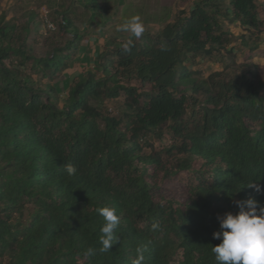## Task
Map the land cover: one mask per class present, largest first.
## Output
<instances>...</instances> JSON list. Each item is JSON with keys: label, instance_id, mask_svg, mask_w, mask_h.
<instances>
[{"label": "trees", "instance_id": "16d2710c", "mask_svg": "<svg viewBox=\"0 0 264 264\" xmlns=\"http://www.w3.org/2000/svg\"><path fill=\"white\" fill-rule=\"evenodd\" d=\"M57 5L45 3L47 16L29 11L23 26L0 18V264H133L138 249L141 264H218L217 217L238 213L235 201L249 197L264 206V193L247 187L264 188V67L232 58L197 81L182 57L226 49L225 21L245 30L242 47L257 49L256 0H195L156 34L106 45L63 95L57 81L88 32ZM187 92L203 98L191 126L181 122ZM121 95L120 118L90 106ZM167 123L180 138L165 150L180 156L174 164L140 144ZM186 170L195 185L182 196L165 191ZM105 207L120 224L118 243L101 252Z\"/></svg>", "mask_w": 264, "mask_h": 264}, {"label": "rangeland", "instance_id": "374dc122", "mask_svg": "<svg viewBox=\"0 0 264 264\" xmlns=\"http://www.w3.org/2000/svg\"><path fill=\"white\" fill-rule=\"evenodd\" d=\"M4 0H0V18L4 16L8 21L14 22L20 26L25 23L26 14L29 11L35 13H41L46 15V10H42L45 7V3L50 5H56V2L63 4L66 0H11L12 5L3 9L1 3ZM9 1V0H7ZM88 4L95 14L92 16V21L88 19L87 14H81L72 12L71 18L74 23L78 24L77 27L81 33L89 30L86 28V24L92 26L95 29V34L98 32V36L104 37L106 45L111 42H121L123 38L131 36L130 33L124 31H118L117 27L123 24L127 19L133 16H138L144 25L145 31L151 35L156 34L166 24L172 23L180 11H188L192 3L195 0H87ZM57 6H55L57 8ZM261 17L264 19V11L260 12ZM51 21L54 17L49 18ZM99 23V24H98ZM235 26L225 25L223 29H233ZM236 28V27H235ZM239 37H232L230 48L234 54L231 56L227 52V48L214 51L209 54L198 53L196 55H186L182 57L184 66L188 69L190 78L197 81H206L207 77L214 72L225 71L227 67H230V61L235 58L236 64L246 63L249 67L253 64L246 61L250 56L239 47ZM137 41V39H134ZM36 53L40 52L39 46L35 47ZM252 68V67H251ZM250 68V69H251ZM253 70V69H251ZM254 72V71H252ZM126 82L124 81L123 84ZM128 85L138 88L140 91L148 90V86L142 87V85L135 80H129ZM63 95V94H62ZM186 105L181 116V122L188 126L196 123L200 115V107L202 104V95H195L191 92L186 93ZM124 95H121L115 100L98 102L90 101V106L103 114H109L112 117L120 118L124 110ZM171 124L167 123L161 129L159 135H149L144 141H141L142 150L145 154L150 152H156L163 160H169L173 164L180 159V156H171L165 153L171 145H178L180 138L175 136L170 129ZM196 182V175L191 171H181L174 179L167 182L164 185V189L172 194L183 195L189 189H191ZM28 213H25L27 216Z\"/></svg>", "mask_w": 264, "mask_h": 264}, {"label": "clouds", "instance_id": "9594fccd", "mask_svg": "<svg viewBox=\"0 0 264 264\" xmlns=\"http://www.w3.org/2000/svg\"><path fill=\"white\" fill-rule=\"evenodd\" d=\"M118 31H124L139 39L145 31L144 25L138 16L127 19L117 27ZM131 40L123 45L125 51L129 50ZM68 175L77 172L75 165L68 164L65 167ZM249 188L257 193H264V188L259 183L252 181ZM239 211L218 216L220 230L213 233L215 239L221 243L214 246L212 251L218 264H264V206L252 197L245 200L235 201ZM105 224L101 228L102 238L99 251L108 252L112 246L118 243V237L114 236L115 229L120 224V218L115 209L105 207L99 210ZM155 227V226H154ZM140 256L133 264H141L143 259L142 250L138 249ZM88 256L95 255V250L89 248Z\"/></svg>", "mask_w": 264, "mask_h": 264}, {"label": "crops", "instance_id": "0c3cea01", "mask_svg": "<svg viewBox=\"0 0 264 264\" xmlns=\"http://www.w3.org/2000/svg\"><path fill=\"white\" fill-rule=\"evenodd\" d=\"M12 5L11 0L7 1L4 0L1 3V7L5 10L9 8ZM63 5V4H61ZM256 6L259 13V16L262 20H264L260 12L264 11V0H256ZM56 8V7H55ZM60 12H65L67 14L74 12L81 13V14H87L88 18H91V6L88 4L87 0H66L64 3V6H57L56 8ZM46 10V7H43L41 11ZM76 26L78 24L74 23ZM99 24V23H98ZM228 22H224L223 28L225 25H228ZM231 25H234L235 27L231 30L229 28L223 29L225 32L231 34L232 37H240L244 35L246 32L243 28L239 26L238 23H230ZM89 28L87 31L88 33L84 36L81 46L79 49L78 55L75 57V59L71 62L69 65L68 70H66L62 76L57 81V89L59 93L65 94L69 87L71 86L72 82L81 76L82 72L84 70L93 69L94 64L99 57L100 54H102L106 48V43L104 37H101V35L98 36L95 34V29L92 26H89L86 24V28ZM261 41L259 47L257 49H254L253 51H249V49H246L239 46L244 53L248 54L250 58H248L246 61H249L254 66H257L258 68L264 67V31L261 36ZM231 44V43H230ZM230 44L227 46V50H231ZM235 51H233L232 54H234Z\"/></svg>", "mask_w": 264, "mask_h": 264}, {"label": "built area", "instance_id": "2783aa9c", "mask_svg": "<svg viewBox=\"0 0 264 264\" xmlns=\"http://www.w3.org/2000/svg\"><path fill=\"white\" fill-rule=\"evenodd\" d=\"M48 28L49 29H51V30H53L54 28H53V25L52 24H50V23H48Z\"/></svg>", "mask_w": 264, "mask_h": 264}]
</instances>
